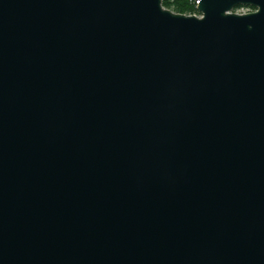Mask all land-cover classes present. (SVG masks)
I'll use <instances>...</instances> for the list:
<instances>
[{"label":"water","instance_id":"95a60500","mask_svg":"<svg viewBox=\"0 0 264 264\" xmlns=\"http://www.w3.org/2000/svg\"><path fill=\"white\" fill-rule=\"evenodd\" d=\"M162 1L0 0V264H264V0Z\"/></svg>","mask_w":264,"mask_h":264},{"label":"trees","instance_id":"16d2710c","mask_svg":"<svg viewBox=\"0 0 264 264\" xmlns=\"http://www.w3.org/2000/svg\"><path fill=\"white\" fill-rule=\"evenodd\" d=\"M162 5L176 13L181 14H193L197 13V9L193 4V0H163ZM247 6H238V8ZM251 10H255L254 7H247Z\"/></svg>","mask_w":264,"mask_h":264},{"label":"rangeland","instance_id":"374dc122","mask_svg":"<svg viewBox=\"0 0 264 264\" xmlns=\"http://www.w3.org/2000/svg\"><path fill=\"white\" fill-rule=\"evenodd\" d=\"M193 4H194V6L196 8L195 0H193ZM233 11L236 12V13H245V12H249V11H253V10H251L250 8H247V7H241V8L237 7ZM193 14L200 15V13H198V12L197 13H193Z\"/></svg>","mask_w":264,"mask_h":264},{"label":"built area","instance_id":"2783aa9c","mask_svg":"<svg viewBox=\"0 0 264 264\" xmlns=\"http://www.w3.org/2000/svg\"><path fill=\"white\" fill-rule=\"evenodd\" d=\"M196 5H197V2L195 1Z\"/></svg>","mask_w":264,"mask_h":264}]
</instances>
